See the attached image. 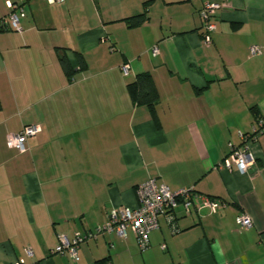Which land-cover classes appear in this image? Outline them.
<instances>
[{
    "label": "crops",
    "instance_id": "1",
    "mask_svg": "<svg viewBox=\"0 0 264 264\" xmlns=\"http://www.w3.org/2000/svg\"><path fill=\"white\" fill-rule=\"evenodd\" d=\"M17 1L0 0V19ZM205 1L228 3L210 45ZM23 11L20 30L0 29V264H264V129L251 146L257 168H217L264 119V0H26ZM143 72L155 113L129 91ZM28 124L41 131L20 153L7 135ZM149 178L225 204L178 207L177 231L160 216L145 251L128 230L88 238L79 262L52 252L59 235L94 232L114 208L135 207Z\"/></svg>",
    "mask_w": 264,
    "mask_h": 264
},
{
    "label": "built area",
    "instance_id": "2",
    "mask_svg": "<svg viewBox=\"0 0 264 264\" xmlns=\"http://www.w3.org/2000/svg\"><path fill=\"white\" fill-rule=\"evenodd\" d=\"M26 0H18L15 3H9L12 9L8 16L0 20V26L9 24L14 30H20V16H24L23 3ZM55 3L62 0H48ZM228 7V3L205 1L200 10V16L203 20V42L206 45L212 43V34L216 30V23L213 18L217 10ZM157 53V48H153ZM251 55L262 53V47L253 45L250 47ZM122 71L127 74L129 65H123ZM264 129V119L259 118V123L253 127L250 133H241L242 145L238 146L230 143V152L228 156L217 166L218 169L226 168L228 170L235 166L241 173H249L251 169L257 168L258 163L252 152V143L257 141L258 134ZM41 131L37 124L25 125L19 132L9 133L7 135V144L21 152L27 150L26 143L30 137H33ZM253 174V173H252ZM138 204L135 207L123 206L114 208L108 215L107 221L99 226L96 231L86 234L77 233L73 237L61 234L59 243L53 249V253L68 255L75 262L80 261L79 247L82 242L90 237L97 236L105 232H114L119 237L125 238L128 230L133 231L141 251L147 250L151 245V233L160 227V216L165 215L173 229L177 231L176 209L182 207L186 213L194 209L206 208L210 212H216L218 208L225 204L220 199L211 195L201 193L195 187H185L172 190L166 183L159 182L155 178H149L136 187ZM238 222L241 228H249L253 225L251 216L245 212L238 215ZM165 246V245H164ZM26 254L33 256L30 247L26 248ZM13 264H28L24 258L15 261Z\"/></svg>",
    "mask_w": 264,
    "mask_h": 264
},
{
    "label": "trees",
    "instance_id": "3",
    "mask_svg": "<svg viewBox=\"0 0 264 264\" xmlns=\"http://www.w3.org/2000/svg\"><path fill=\"white\" fill-rule=\"evenodd\" d=\"M8 14L6 16H8ZM145 16H146V13H142L140 15H136V16L132 17L130 20L134 21L135 23H140L144 20ZM9 28H11L9 26V24H3L2 26H0V29H3V30L9 29ZM77 54H78V59L81 63V66H83L84 65V61H83L84 58H83L81 53H77ZM61 62H62L64 70L69 75L72 76L73 70H72L70 61H69V59L65 53L61 54ZM128 87H129V91H130V94H131L134 102H136L137 104L148 105L151 108V110L153 111V113H155V107H156L155 104H156V100H157L158 95H157V91H156V87H155L152 75L150 73L143 72V73L138 74L136 79L129 83ZM17 151H19V150H17ZM19 152L23 153L21 151H19Z\"/></svg>",
    "mask_w": 264,
    "mask_h": 264
}]
</instances>
